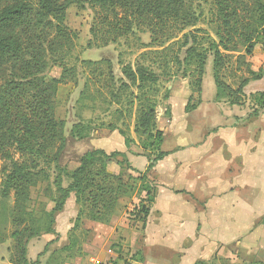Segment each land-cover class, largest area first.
<instances>
[{
    "label": "trees",
    "instance_id": "trees-1",
    "mask_svg": "<svg viewBox=\"0 0 264 264\" xmlns=\"http://www.w3.org/2000/svg\"><path fill=\"white\" fill-rule=\"evenodd\" d=\"M199 1L202 0H0V161L10 165L8 171H0V178L2 195L6 198L10 194L13 196L10 217L14 246L8 264H30L26 256V241L40 233L26 211L31 188L53 177L52 184L57 194V198L52 200L55 205L53 213L62 212L73 195L77 209L75 228L85 220L108 225L119 200L145 192L147 199L140 200L130 214L135 223L144 224L149 214L148 205L154 198L147 174L169 155L161 150L163 134L155 129L156 104L149 102L137 111L133 126L135 136L142 143L136 142L142 151L140 155L148 162L145 172L134 178L135 184L121 174L108 171L109 165L118 164L136 172L127 161L126 154L118 151H88L72 171L59 166L66 143L65 122L56 117L55 100L60 86L76 80V73L67 66V57L76 39V34L66 26L68 8L88 5L95 11L88 49L115 44L120 39L135 36L138 31L147 32L152 43L162 47L186 28L194 27L198 18L192 8ZM213 4L218 23V42L211 43L215 100L241 106L242 88L247 81L234 90L222 80L220 73L228 57L223 53L243 50L236 59L239 64L246 65L245 58L252 56L256 45L260 43L263 46L264 0H213ZM181 39L179 53L183 51V58L181 60L177 55L174 61L179 65H196L197 78L191 88L201 95L206 54L199 52L198 38L193 32L183 34ZM83 63L88 68L92 67V76L99 78L96 83L107 89L112 102L120 104L118 95L130 86L120 82L117 91L114 89L118 80L114 77L111 62ZM102 64L105 66V78L100 69ZM51 67L61 69L59 77H45ZM246 68L253 79H260L248 66ZM121 73L138 91H144L147 85L155 86L159 81L156 73L143 66L135 70L123 67ZM82 96L83 93L80 99ZM257 96L260 110L248 117L256 118L259 111L264 110V91ZM109 128L117 130L127 151L135 144L125 131L112 126ZM89 135L80 121L70 130V136L76 141L85 140ZM147 141L154 142L147 144ZM64 178L69 180L67 187L62 186ZM45 232L52 233L50 229Z\"/></svg>",
    "mask_w": 264,
    "mask_h": 264
},
{
    "label": "rangeland",
    "instance_id": "rangeland-1",
    "mask_svg": "<svg viewBox=\"0 0 264 264\" xmlns=\"http://www.w3.org/2000/svg\"><path fill=\"white\" fill-rule=\"evenodd\" d=\"M192 11L198 18L194 27L186 28L182 33L177 34L176 38L164 43L162 47H156L147 32L138 31L135 36L126 40L120 39L115 44L88 49L89 31L94 21L95 11L88 5H72L68 8L66 26L76 34V39L74 48L67 57V66L76 73V80L75 83L71 82L65 86H60L55 100L56 117L65 122L66 143L58 161L61 168L66 171L74 170L78 166L81 154L87 149L84 145H75L76 140L70 136L72 126L79 121L88 129L90 138L106 134H108L107 137H110L112 133L120 136L117 130L112 131L110 126L125 131L135 141V144L130 147V154L134 155L136 152H141L136 142H139L140 145L142 143L135 136L133 126L137 111L149 102L156 104L155 129L162 134H173L181 127L189 137L192 135L193 142H198V131L210 129L213 131L228 124L222 118L220 119L216 110L219 107L214 105L216 89L213 82L211 43L218 42L216 36L218 23L213 0H202L194 3ZM188 32H193L198 38L199 52L206 54L201 95H198L195 89L191 88L197 78L194 71L196 65H179L174 61V56L179 55L181 60L183 58V51L179 53L182 44L181 38L183 34ZM239 51V53H223L224 56L228 57L224 60V68L220 76L234 90L241 87L243 81H247V84L242 88L241 101L243 103L239 106L238 116L244 115L252 123L257 119L248 116L252 112L260 110L257 94L264 91V47L260 43L256 45L252 56L245 58L246 65H241L239 64L240 61H237L236 58L243 54V50L240 49ZM103 61L111 62L113 66L114 77L118 80L116 88H114L116 91L120 82H125L130 86L128 90L118 95L120 104L112 102L113 99L107 89L103 88L100 83H96L99 78L92 76V67L88 68L83 63ZM139 66L146 67L158 75L157 85H147L144 91H138L135 85L130 84L123 77L121 73L123 67H130L135 70ZM247 66L260 79H253V76L246 71ZM100 69H102L101 72L105 78V66L100 65ZM60 74V68L51 67L46 72L45 77L47 79L57 78ZM97 91H100L99 95ZM81 93L83 96L80 99ZM201 102H203L202 106H200ZM219 103L228 107L226 101ZM157 109H159V114ZM262 112L263 110L259 111L260 114ZM221 114L223 115V112ZM237 119H241L240 117L234 119L235 123L238 124ZM232 123L231 121L230 124ZM171 134L167 135L163 146H161L162 150L175 148L179 145L174 135ZM142 139L144 140V138ZM253 141L258 143L257 134L253 137ZM151 142L154 141H147V144ZM190 143L191 137L183 142L186 145ZM263 145L262 142L261 146ZM106 147L109 150H116L118 137L115 136L110 139ZM262 158L264 159V149H258L253 154V159L259 162ZM9 166L8 162L0 161V171L3 173L8 171ZM111 170L117 171V168L112 167ZM129 174L136 176L132 172ZM131 176L128 181L130 180V183L135 184L133 182L134 177ZM52 178L48 182L40 183L31 188L30 198L26 204L29 218L40 230L38 236L26 241V256L30 264H91L92 259L119 264L115 260V254H118L121 259L128 258L131 255V250L125 249L124 244L112 237L108 229L109 226L99 227V224L82 221L76 228L74 227L77 217L74 197L71 196L67 200L62 212H52L55 206L52 200L57 198ZM1 180L2 178H0V264H8L14 246L11 239L10 217L13 196L10 194L6 198L2 195ZM68 183L69 180L64 178L62 186L67 187ZM262 193L264 192L261 188L254 192L261 198ZM127 219L129 226L136 225L130 217L127 216ZM255 223L262 225L261 228L264 230V216L255 219ZM48 229L52 231L51 234H46L45 231ZM252 235L254 239L251 242V248L245 249L241 246L239 249H233L234 252L227 255L229 259L211 257L208 264H264V231L255 232Z\"/></svg>",
    "mask_w": 264,
    "mask_h": 264
},
{
    "label": "crops",
    "instance_id": "crops-1",
    "mask_svg": "<svg viewBox=\"0 0 264 264\" xmlns=\"http://www.w3.org/2000/svg\"><path fill=\"white\" fill-rule=\"evenodd\" d=\"M214 102L219 107L216 109L218 116L227 125L213 131H198V142H193L190 135L189 145L183 144L190 137L179 127L173 134L169 133L179 145L168 150L161 147L169 155L147 174L154 198L148 205L145 223L133 222L136 225L131 227L127 221L139 201L147 199V194L142 192L119 200L109 224L98 225L109 226L112 237L131 250V255L124 259L113 254L119 264L208 263L214 256L229 259L227 255L232 254L233 249L252 247V233L264 231L262 225L255 223V219L264 216V193L262 198L254 194L258 188L264 192V159L259 162L253 159L258 149H264V145L261 146L264 143V110L251 123L244 115L238 116L239 106L227 104L226 107L215 98ZM236 117L241 119H237L238 124L234 120ZM169 134H163L161 146ZM256 134L258 143L253 141ZM107 135L75 141V145L87 147L81 156L96 149L126 154L136 172L111 164L108 171L112 174H121L127 179L131 172L136 174L131 176L134 178L144 173L148 162L140 155L142 151L132 155L120 136ZM115 136L118 137L117 149H107L108 141ZM112 167L117 171L111 170ZM235 252L237 254V250Z\"/></svg>",
    "mask_w": 264,
    "mask_h": 264
},
{
    "label": "built area",
    "instance_id": "built-area-1",
    "mask_svg": "<svg viewBox=\"0 0 264 264\" xmlns=\"http://www.w3.org/2000/svg\"><path fill=\"white\" fill-rule=\"evenodd\" d=\"M261 37H262V43L264 46V28H262ZM91 264H114V263H112L110 261H100L98 259H92Z\"/></svg>",
    "mask_w": 264,
    "mask_h": 264
},
{
    "label": "water",
    "instance_id": "water-1",
    "mask_svg": "<svg viewBox=\"0 0 264 264\" xmlns=\"http://www.w3.org/2000/svg\"><path fill=\"white\" fill-rule=\"evenodd\" d=\"M157 113L159 114V109H157Z\"/></svg>",
    "mask_w": 264,
    "mask_h": 264
}]
</instances>
